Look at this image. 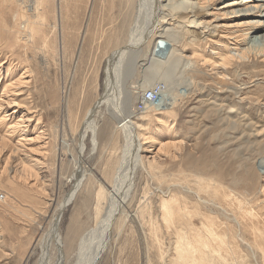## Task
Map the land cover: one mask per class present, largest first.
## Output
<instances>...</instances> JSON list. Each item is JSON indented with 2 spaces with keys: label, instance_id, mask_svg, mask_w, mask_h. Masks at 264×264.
<instances>
[{
  "label": "rangeland",
  "instance_id": "rangeland-1",
  "mask_svg": "<svg viewBox=\"0 0 264 264\" xmlns=\"http://www.w3.org/2000/svg\"><path fill=\"white\" fill-rule=\"evenodd\" d=\"M33 1L0 0V115H9V126L17 121L24 124V130L11 138L7 127L0 124V264H92L90 238L85 243L83 239L89 230L101 234L107 222H111L113 232L104 237L97 264H144L142 236L134 230L138 220L131 217L125 222L116 216L112 219L110 214L104 216L109 204L104 205L103 212L97 211L99 189L113 191L112 197L128 189L132 197L127 198V205L132 214L142 200L150 201V209L157 215L156 205L162 194L181 190L173 184V177L183 176L189 188L197 189L195 176L199 175L200 166L210 167L202 174L217 177L213 181L217 183L216 190L220 188L217 200L220 195L219 200L228 208L227 216L220 214V219L234 225V233L238 232L242 254L240 261L232 259L230 264H264V46L260 37L264 27L246 39L233 38L236 33L232 30L219 28L213 30L216 35H207V31L193 35L198 31L188 27L183 18V11L192 0H135L137 7L129 22L121 15L125 8L121 0H54L44 15L46 43L37 35L32 41H21V46L14 44L21 12L24 10L23 19L33 22H38L39 12H43L42 6L33 8ZM227 1L216 0L215 6ZM139 15L145 30L151 23L153 37L145 42L137 58L129 56L127 60L124 56L115 64L119 71L112 75L109 102L96 104L106 94L107 56L126 44L129 30L138 25ZM230 15L222 22L229 24L240 19ZM171 26H180L183 34L173 37L170 47L156 57L166 60L172 48H177L185 58L173 68L174 79L167 84L170 96L162 97L151 109L161 108L175 97L174 111H167L166 115V111H138L141 94L159 81L164 83L162 73L148 74L149 61L156 42L154 34L160 35ZM217 39L220 41L215 43ZM233 43L248 48L247 58L217 66V55L225 54V45L231 47ZM194 47L200 59L202 56L211 63L204 65L203 59L195 62ZM9 64L12 73L8 72ZM25 69L29 70L25 77L29 82L22 94L14 96L20 106L10 105L5 85ZM150 77L152 80H148ZM211 102H216L217 111L209 109ZM132 111L137 114L135 118L145 116L137 121L143 126L135 127L137 141L126 138L124 131L115 130L118 127L114 114L121 116ZM28 114L32 120L24 122ZM114 171L119 173V183L118 178H113ZM110 175L112 178H108ZM219 181L224 186L219 187ZM86 186L91 190L88 196L83 195ZM121 194L126 197L124 191ZM76 215L80 224L73 228ZM99 216L103 217L96 222ZM246 226L250 228L246 230ZM163 236L161 240L165 241L166 232ZM241 237L247 238L250 245ZM157 251L152 257L160 264Z\"/></svg>",
  "mask_w": 264,
  "mask_h": 264
},
{
  "label": "bare ground",
  "instance_id": "bare-ground-1",
  "mask_svg": "<svg viewBox=\"0 0 264 264\" xmlns=\"http://www.w3.org/2000/svg\"><path fill=\"white\" fill-rule=\"evenodd\" d=\"M52 1H54V0H35V1H33L34 3H32V4H33L34 9H37V7H39V6L43 7V12H39L38 22H36V21L33 22L32 20H29L28 18L23 19L24 18V10L21 12V16H20L21 19H19V23L15 25V26H18V28L15 27V31L13 29V31L15 32L14 44H18L21 46V41H23V40H25V42L29 41V40L32 41L33 39L36 38L37 35L42 37L43 41L46 43V39H48V38L46 37L47 32L44 29L45 17H46L44 15L47 12V8H49V3H51ZM158 1L161 2V0H158ZM215 1L216 0H192V3L189 6L187 5L188 7H186L184 9L183 13H185V14H184L183 18H184L185 22H187L186 25L188 27L191 26V28L193 29L194 32L198 31L197 34L192 33L193 35H196V36H198L200 34L202 35V33H206V31L208 32L207 35H210V34L216 35L215 33H213V30H216V28H219V29H221V31H223L224 29L232 30L231 33H233V34L236 33L235 36L233 35V38H239L240 39L243 36L242 39H246L250 33L261 31V28L264 27V0H229L218 8H217V6H215L216 5ZM121 2H123V3L125 2L123 4L125 6V8L122 11L123 13L121 15H123L125 21H128L129 19H131L133 17V14L135 11L134 8L137 7L136 4L134 5L135 0H121ZM136 2H137V0H136ZM180 3H182V2H180ZM175 5H177V4H175ZM30 6H31V4H30ZM181 7H183V6H181ZM140 11H143V10L141 9ZM179 11H180V9L178 10V12ZM119 13H121V12H119ZM230 14H232V15H230ZM228 15L234 16V17H240V19L236 22L233 21V23H229V24L222 22V19ZM119 16H120V14H119ZM153 16H154V14H153ZM16 17H17V15H16ZM123 17H121V18H123ZM209 17H212V18L207 20V18H209ZM212 20H213V22H212ZM136 21L138 22V25H135V28L134 27L131 28V31L129 30V33H130L129 39H127L126 44H124L123 46L121 44V47L119 46L120 48L117 47V49L112 50V52L107 56V64L105 66L107 69V77H106V85H105L106 94L103 97L104 99H101V101L99 100L100 102H98L96 104L102 103L103 100H106L109 102V100H107V99L110 97L111 91H112L110 84H112L114 82L112 75H113V73H116L117 71H119L117 69V67L115 66V64H117L118 61L120 62L122 60L121 57H124V56L126 58L130 56L131 59L137 58L138 55L143 51V47H144L145 42L147 44V42H149L151 37H153V33H152L153 27H152L151 23L147 25V29L145 30L143 28L144 26H143L142 17L141 16L137 17ZM162 22L167 23L166 21H162ZM215 22H218V23L214 24ZM179 24H181V23H179ZM12 27H13V25H12ZM181 27H183V26L181 25ZM165 29H166L165 32L164 33L161 32L160 35L154 34L156 36H155V39L153 38V40L156 42L154 43V47H153V50L151 52V57H150V61H149L150 62V67H149L150 71L148 73L151 76L152 74H154V72H159V73H162L163 76H165V80L163 83V84H165V88H164V91L162 93V95H164L162 97H164V98L169 94V88L167 90V84L169 82L173 81V79H174L173 74L175 71H173V68L177 67L180 64V62L182 61V58L184 57V54L182 55L181 53H178V51L176 50L177 48H172L173 49L171 52L172 54L171 55L169 54V56L166 60H164V59L161 60V59H158L159 57L158 58L156 57L157 53H159L161 51L163 52L165 49L170 47L171 43L169 41L172 42L174 40L173 37L174 38L179 37L181 32L183 34V31L180 30V26H177V27L171 26V27H168ZM184 29L187 32V29L185 28V26L183 27V30ZM10 30H11V27H10ZM190 31H192V30H190ZM226 35H223L221 37L227 38ZM260 37H261V40H262V43L264 46V35L262 34V36H260ZM202 38H203V36H202ZM209 38H210V36H209ZM165 39L168 41H166ZM159 41L165 42L166 46L164 48L160 47ZM216 41H220V39L214 40L215 43H217ZM123 43H125V42H123ZM193 44L196 45L198 43L193 42ZM220 45H224V44H220ZM237 45L235 43H233L231 47H230V44L225 45V46H227V47H225V49H227L225 51V54H220L219 57H218V55L216 57L217 61L219 62L217 64V66L224 67V66H227L228 64H232L233 62H235L234 61L235 59L240 58L242 60H245L247 58L248 48H243V47H240ZM155 46L160 47V49L159 50L154 49ZM80 48H82V47H80ZM238 49H242V50H239V52H237ZM192 52H193L192 53V59L195 62H197L198 60L202 61L201 59H203L202 64L205 65V64L211 63V62H208V59L206 60L205 58H202V56L200 59V54L198 53V49H196L195 47H194V49H192ZM212 53L216 54V51H213ZM167 55H168V53H167ZM157 56H159V55H157ZM204 56H206V55H204ZM214 56H216V55H214ZM127 60H129V59L127 58ZM137 60H135L133 62H136ZM214 62L215 61H212V63H214ZM127 63H128V61H127ZM213 65L215 66L216 64H213ZM213 65H211V66H213ZM200 68H202V67H200ZM8 72L9 73L14 72L12 70L11 64H9V66H8ZM28 72H29V70L25 69V71L19 77L17 76L16 78H10L9 83L5 85L6 96L9 97L8 98L9 101H7V100L6 101H7V103L9 102L10 105L12 104V105H18V107L20 106L19 104L16 103L15 100H17V98L14 96L22 94V90H24L23 87L29 82L28 80L25 79V77H27L26 73H28ZM13 77H15V76H13ZM148 80H152L151 77ZM159 83H162V82L159 81ZM159 83H156V84H159ZM156 84H154L152 87H155ZM169 96L170 95H168V97ZM170 99H171V101L168 102L167 104H165L161 108L151 109L152 108L151 107V108H147V109H151L149 111H155V112H157V114H162L165 111L166 112L164 115H166L168 112L173 113L174 110H172V109L175 105V99L176 98L170 97ZM1 102H3V101H1ZM0 104L2 105L3 103H0ZM68 104H70V103H68ZM218 104H219V102H218ZM208 106L210 107L209 109L215 108L217 111L216 102H211L208 104ZM209 109L207 107V110H209ZM137 110H138V108H137ZM116 113H118V112H116ZM121 113H123V111H121ZM134 113H135V110H134ZM134 113L132 111L128 114H122L121 116L114 114V119L117 121L116 125L118 127L115 130L117 131L119 129L121 131H124V133H125L124 135L126 138H131L132 140L137 141V136H136L137 133H136L135 127H136V125H139V127L143 126V124H141L137 121H138V119H145V118H143L145 116H143V117L140 116V118H135L137 114H134ZM14 114H15V112L13 113V115ZM8 116L9 115H7V114H4V115L1 114L0 115V124H3L7 127L6 130L9 133L7 136L11 138L13 134H17L16 132H20L21 130H24V128L22 127L24 124L22 125V122L17 121L14 124L9 126V122H7ZM218 116H220V115H218ZM88 118H89V116H88ZM246 119H248V118H246ZM24 120H25L24 122H26V121L30 122L32 120L31 115L28 114L27 118ZM75 120H77V119H75ZM76 123H77V121H76ZM78 124H79V121H78ZM128 132H129V136H128ZM8 137H6V138H8ZM19 138L20 137H18V139ZM146 138H148V137H144V139H146ZM152 139H153V137H152ZM129 141H130V139H129ZM19 143L22 145L23 142L21 143V139L19 140ZM20 144L18 146H20ZM169 146H172V144H169ZM174 148H175V146H174ZM18 149H19V147H18ZM2 155H3V153H2ZM127 155H128V153H127ZM139 156H140V154H139ZM125 159L126 158L123 159L124 165L127 163V161L125 163ZM140 161H141V157H140ZM140 161L138 159V162H140ZM236 163H237V161H236ZM194 164H195V162H194ZM194 164H192V165H194ZM200 168L201 169L197 173L199 175L196 174L197 176H195V179L197 180L196 182L199 184L197 189H193V187L189 188L190 186L188 187L187 181L182 179L183 176H181V178L173 177V179H174L173 184L176 185V187H180L181 190L170 191V193L168 195L162 194V197L160 198L159 204L156 205L157 206V212H158L157 215H155L156 214L155 212H154L155 214H153V212H152L153 209L152 210L150 209L151 208L150 207L151 204H149L150 201H148V203H146V202L142 203V200L140 202V205L138 206L137 211L134 214H132L133 211L130 210L129 205H127V201H128L127 198H129L131 196V194L128 191V189H125L124 187H123L124 190L123 189L122 190L125 192L126 197H124L121 194L123 191L119 192L120 194H118V196L116 195V196L112 197L110 192H113V191H109V193H107V192L103 191L102 189H99L97 196H96L97 202H96L95 206L97 208V211L103 212V210H105L104 205L109 204V207H107L105 212H104L105 213L104 216L110 214V217L112 219L116 216L118 218V220L121 219V220H124L125 222L127 221V219H129L131 217L132 218L134 217L138 220V224L134 230L137 234L139 233L142 236L143 255H144V257H142V259L144 258V264H157V263H155L156 261H154V259L152 257L154 255L153 252L155 250H158L157 253H158L159 258H157V259L159 260L160 264H230L232 259L237 260V258L240 261L241 256H239V254L241 253L242 247L240 248V243H239V240L236 236L238 234V232L234 233V230H233L234 225L231 226L230 223L227 222L226 220L224 221V219H222V220L220 219V214H222L224 217L227 216L228 208H227V205L223 204L222 201L219 200L221 198L220 195L218 196L219 199L217 200V194H218L217 190L220 188H218L216 190L217 183L213 182L214 180H216L217 177L212 178L213 176L208 177L207 175L202 174V173H205L204 171L207 172V169H210V167L200 166ZM112 169H111V172L114 170V169L113 170ZM113 173H115V177L113 176V178H114V180H116L115 178H118L117 176H119V173L115 172V171ZM113 173H111V174L114 175ZM184 174L185 173H183V175ZM112 175H110L108 178H112ZM251 175H253V178H254V174H251ZM189 176H190V174H189ZM189 176H188V178H189ZM21 179H23V178H21ZM114 180H112L111 182H114ZM117 181L119 183L120 179L118 178ZM124 182H125L124 185H128V184H126V181H124ZM194 183L195 182H193L192 185H194ZM77 184H78V182H77ZM130 186L131 185H129L128 188H130ZM222 186H224V185L220 182L219 187H222ZM37 187H39V186H37ZM211 189H214V191H213L214 193L212 192L213 194H210ZM13 190H14V188H13ZM186 191L188 192V194H185ZM41 192H42V189H41ZM219 192H221V191H219ZM106 193L108 194V198H107ZM88 194H91V190H90L89 186H86L84 189L83 195L88 196ZM118 198H121V200L118 201ZM110 201L113 203H110ZM66 204H67V201H66ZM154 210H156V209H154ZM245 214H246V212H245ZM79 216L76 215L73 218V221H74V224L72 223L73 228L75 227V224H80ZM102 217L103 216H99L97 218L96 222L99 221V219H101ZM112 219H111V221H112ZM234 219H235V217H234ZM246 222H244V223H246ZM251 222H253V221H251ZM242 223L243 222H241V224ZM248 224H249V222H248ZM110 225H111V222H107L106 224H104L103 229H102L103 232H101V234L95 233V229L92 231L89 230V232L86 234V236L83 239V243H85V241L90 238L89 239L90 242L88 241V243H90L92 245L89 247L90 248L89 250L93 253V257H92L93 263L92 264H94V263L97 264V262H98L99 258H98L97 252H98L99 248H100V250L102 249L101 247L103 246V243H104V237H109L111 235V233L113 232V228ZM114 225H116V224H114ZM114 225L112 223V226H114ZM253 227H254V225H253ZM235 228L238 229L237 227H235ZM248 228H250V227H248ZM248 228L246 226V230ZM243 229H245V228H243ZM92 232H94V233L91 234ZM135 232L132 231L131 234L135 235ZM164 232H166V236H168L165 241L161 240ZM262 233L263 232H261V234ZM242 234H243V232H242ZM239 238H240V235H239ZM116 239H117V237L114 238V240H116ZM241 240L246 242L247 245H250V242L248 241L247 238L241 237ZM88 243H86V244H88ZM86 244H84V245H86ZM157 259L155 257V260H157ZM241 264H243V263H241Z\"/></svg>",
  "mask_w": 264,
  "mask_h": 264
},
{
  "label": "built area",
  "instance_id": "built-area-1",
  "mask_svg": "<svg viewBox=\"0 0 264 264\" xmlns=\"http://www.w3.org/2000/svg\"><path fill=\"white\" fill-rule=\"evenodd\" d=\"M160 47L164 48L166 46L165 42L159 41ZM158 47V50L160 49ZM165 84L159 83L155 87H150L146 89L137 101V108L139 111H145L147 108L153 107L155 104L162 100V93L164 91ZM2 198V196H1Z\"/></svg>",
  "mask_w": 264,
  "mask_h": 264
},
{
  "label": "water",
  "instance_id": "water-1",
  "mask_svg": "<svg viewBox=\"0 0 264 264\" xmlns=\"http://www.w3.org/2000/svg\"><path fill=\"white\" fill-rule=\"evenodd\" d=\"M154 49H158V46H155V48Z\"/></svg>",
  "mask_w": 264,
  "mask_h": 264
}]
</instances>
